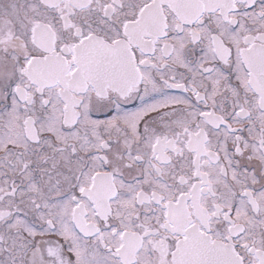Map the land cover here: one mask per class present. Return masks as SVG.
Returning a JSON list of instances; mask_svg holds the SVG:
<instances>
[{"label": "snow or ice", "instance_id": "obj_1", "mask_svg": "<svg viewBox=\"0 0 264 264\" xmlns=\"http://www.w3.org/2000/svg\"><path fill=\"white\" fill-rule=\"evenodd\" d=\"M0 264H264V0H0Z\"/></svg>", "mask_w": 264, "mask_h": 264}]
</instances>
